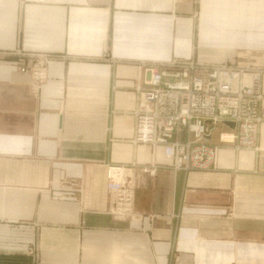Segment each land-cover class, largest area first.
Instances as JSON below:
<instances>
[{
  "label": "crops",
  "instance_id": "obj_1",
  "mask_svg": "<svg viewBox=\"0 0 264 264\" xmlns=\"http://www.w3.org/2000/svg\"><path fill=\"white\" fill-rule=\"evenodd\" d=\"M197 52L264 67V0H0V264H264V124L251 168L159 166L110 212L144 64Z\"/></svg>",
  "mask_w": 264,
  "mask_h": 264
},
{
  "label": "built area",
  "instance_id": "obj_2",
  "mask_svg": "<svg viewBox=\"0 0 264 264\" xmlns=\"http://www.w3.org/2000/svg\"><path fill=\"white\" fill-rule=\"evenodd\" d=\"M143 74V85H135L131 140L153 151L161 147L164 161L108 165L107 187L114 197L110 212L119 219L136 215L134 191L143 174L155 175L159 166L214 170L218 146L208 139L218 126L233 132L234 147L257 148L264 122V67L205 59L197 52L144 64Z\"/></svg>",
  "mask_w": 264,
  "mask_h": 264
},
{
  "label": "bare ground",
  "instance_id": "obj_3",
  "mask_svg": "<svg viewBox=\"0 0 264 264\" xmlns=\"http://www.w3.org/2000/svg\"><path fill=\"white\" fill-rule=\"evenodd\" d=\"M262 124H264V122ZM261 126L259 128V131L261 129ZM233 139H234L233 132L224 131V130L219 131V141L223 144L218 146V166L224 168L234 167V162H235L237 163V166L241 168H246V167L251 168L255 162L256 149L236 148L231 143ZM130 146L133 147L134 149L132 155L136 156L135 160L137 159H140L141 161L155 160V162L164 161V154L161 147H158V149L153 151L152 147L145 144H134L131 140V142H129V145L123 148L122 152L124 151L127 152L128 151L127 148Z\"/></svg>",
  "mask_w": 264,
  "mask_h": 264
},
{
  "label": "rangeland",
  "instance_id": "obj_4",
  "mask_svg": "<svg viewBox=\"0 0 264 264\" xmlns=\"http://www.w3.org/2000/svg\"><path fill=\"white\" fill-rule=\"evenodd\" d=\"M195 54H197V53H195ZM214 144L216 145V146H219V145H222L223 143H221L220 141H219V135H218V133L216 134V137H215V139H214ZM247 168V167H246Z\"/></svg>",
  "mask_w": 264,
  "mask_h": 264
}]
</instances>
